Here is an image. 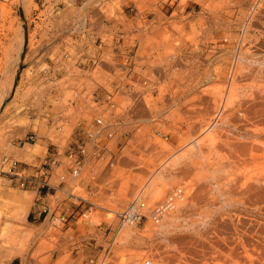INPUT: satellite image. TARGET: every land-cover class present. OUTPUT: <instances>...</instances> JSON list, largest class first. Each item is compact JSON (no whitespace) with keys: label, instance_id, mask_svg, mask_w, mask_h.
I'll return each mask as SVG.
<instances>
[{"label":"rangeland","instance_id":"rangeland-1","mask_svg":"<svg viewBox=\"0 0 264 264\" xmlns=\"http://www.w3.org/2000/svg\"><path fill=\"white\" fill-rule=\"evenodd\" d=\"M23 2L3 4L0 24V264H264V0L104 3L141 31L143 63L163 71L158 92L142 96L148 108L118 138L116 164L88 165L73 197L50 196L58 210L41 224L27 222L36 195L15 174L30 176L80 127L52 119L66 103L62 85L47 94L54 82L27 76L36 5ZM141 188L144 215L128 232L117 213Z\"/></svg>","mask_w":264,"mask_h":264},{"label":"built area","instance_id":"built-area-1","mask_svg":"<svg viewBox=\"0 0 264 264\" xmlns=\"http://www.w3.org/2000/svg\"><path fill=\"white\" fill-rule=\"evenodd\" d=\"M10 1L0 0V24L2 5ZM105 2L34 0L33 24L27 36L24 63L29 80L54 82L45 91L51 95L57 94L62 85L66 103L60 112L52 114V119L59 126L74 123L80 127L76 139L62 152L56 149L48 154L40 168L45 177L43 185H60L59 191L71 197L75 182L88 165L111 167L121 158L118 138L134 114L148 108L142 96L158 92L156 80L163 74L143 63L146 57L141 55L142 43L135 37L140 30H127L121 23L124 19L114 17L118 13L107 8ZM67 108L71 110L68 115ZM50 121V125L54 123ZM52 173L55 175L49 182L46 177L51 178ZM18 177L23 185L25 180ZM143 192L141 189L117 213L121 226L140 222L145 208ZM181 196V191L169 195L152 211L154 217L158 219ZM50 213L54 215V209ZM59 218L66 222V218ZM141 264L153 262L144 260Z\"/></svg>","mask_w":264,"mask_h":264},{"label":"crops","instance_id":"crops-1","mask_svg":"<svg viewBox=\"0 0 264 264\" xmlns=\"http://www.w3.org/2000/svg\"><path fill=\"white\" fill-rule=\"evenodd\" d=\"M58 149V148H56ZM54 149V150H56ZM48 154H52V153H47L46 156H48ZM46 158V157H45ZM44 158V160H45ZM44 162V161H43ZM42 164L37 167V168H32L31 170V174L30 176H23V179L25 180V183H27L31 189L35 192V200L33 205L30 207V210L27 214V222L30 224H41L45 221V219L48 216V213L51 209L50 206V196H53L56 194L57 191H59V187L60 185H43V180L45 179V177L43 175H41V168ZM18 174V173H17ZM16 175V177L14 178L15 180H21L20 177H18V175ZM55 174L52 173L51 178L46 177V180H48L50 182L51 179H53ZM63 205L66 203H62ZM61 205V207L63 208V212L61 213L62 218H67V214L66 211H68V208H66L65 206ZM58 210V207H56L54 209V215L56 214V211ZM74 208L71 210L74 212ZM78 212V211H77ZM76 212V213H77ZM67 215V216H66ZM67 220V219H66ZM7 264H21V260L18 258H14L12 260H10Z\"/></svg>","mask_w":264,"mask_h":264},{"label":"bare ground","instance_id":"bare-ground-1","mask_svg":"<svg viewBox=\"0 0 264 264\" xmlns=\"http://www.w3.org/2000/svg\"><path fill=\"white\" fill-rule=\"evenodd\" d=\"M24 0H21V2H23ZM28 1V0H27ZM26 2V1H25ZM15 3H16V0H15ZM24 3V2H23ZM143 31V30H142ZM147 31V30H146ZM141 32V31H140ZM143 33V32H142ZM18 34V33H17ZM17 48H16V56H15V62H18V60H19V58H20V53L22 52V46H23V41H24V36H23V32H22V30H19V35H18V38H17ZM145 45V44H144ZM142 48H143V46H142ZM147 48H149V47H144V52H145V49L147 50ZM12 49V48H11ZM149 51H151V49L149 48ZM13 52V51H12ZM142 53H143V51H141ZM7 53H9V52H7ZM11 53V52H10ZM142 53H141V55H142ZM146 53H148V51H146L145 52V54ZM151 53V52H150ZM148 54V56L149 55H151V54ZM147 56V57H148ZM149 58V57H148ZM146 59V58H145ZM146 61V60H145ZM144 61V62H145ZM146 62H148V61H146ZM145 64V63H144ZM147 64V63H146ZM149 66V65H148ZM6 74H8V73H6ZM151 112V111H150ZM160 116V115H159ZM135 118V117H134ZM152 126V125H151ZM144 160V159H143ZM128 162V161H127ZM143 162V161H142ZM123 163V162H122ZM125 165H127L126 163H124ZM130 166V165H129ZM113 177V176H112ZM143 178H145V177H143ZM148 178V177H147ZM144 181V180H143ZM150 181V180H149ZM147 182V181H146ZM152 182V181H151ZM144 183V182H143ZM139 184H140V182H139ZM144 185V184H143ZM136 186V185H135ZM141 186H142V184H141ZM144 188V187H143ZM142 189V188H141ZM162 203V202H161ZM160 203V204H161ZM173 206H170V207H168L167 208V210L165 209V211L164 212H162V214H161V216L159 217V220H160V218L161 217H163V215L165 214V213H167L171 208H172ZM110 217V216H109ZM122 228H124V230H126V231H132V230H135L136 229V225L134 224V223H132V224H127V225H124Z\"/></svg>","mask_w":264,"mask_h":264}]
</instances>
